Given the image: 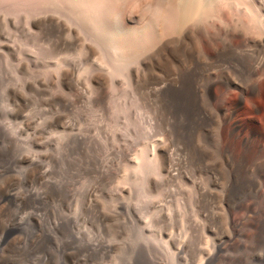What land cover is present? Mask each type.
I'll return each mask as SVG.
<instances>
[{
	"label": "rangeland",
	"instance_id": "1",
	"mask_svg": "<svg viewBox=\"0 0 264 264\" xmlns=\"http://www.w3.org/2000/svg\"><path fill=\"white\" fill-rule=\"evenodd\" d=\"M29 1L40 0H0V191L11 182L19 192L0 225L14 218L10 237L23 244L12 264H264V166L237 164V101L222 134L232 146L219 148L188 76L151 90L160 73L186 74L183 63L162 71L132 52L117 63L66 5L26 13ZM156 148L168 157L161 172Z\"/></svg>",
	"mask_w": 264,
	"mask_h": 264
},
{
	"label": "bare ground",
	"instance_id": "2",
	"mask_svg": "<svg viewBox=\"0 0 264 264\" xmlns=\"http://www.w3.org/2000/svg\"><path fill=\"white\" fill-rule=\"evenodd\" d=\"M51 1L53 0H47L46 2L40 0L34 4L29 1V4L32 5V7H27L26 5L30 6L27 2V4L25 3L21 6V10L23 6H26V8L24 7L25 9H32L33 6L36 5L35 9L37 11L40 10L41 5L51 4ZM59 2L66 5L63 7H68L77 17L76 19L85 24L94 33L95 37L103 42L104 46L110 51L116 62L118 61L121 63L122 61H125L128 58L126 57V54L132 52L143 56L142 59L146 65L152 68L156 67L162 71L171 68L176 64L183 63L188 70L186 74L176 70L166 71L163 75L160 73L159 76H156L157 78L154 79L155 81L153 82V85L155 84L157 87L152 86L151 90H157L161 87L163 88V85H178V83L186 82L185 79L186 76H188V83L193 95L195 97L199 96L202 102V109L200 112L201 117L204 119L209 132L214 136L215 145L219 148L227 149L232 146L229 141L222 139V134L233 128L230 126L231 124H229V120L234 110L229 108L227 103L235 99L237 101V164L239 166L242 165L249 167L264 166V0H58L57 3ZM38 3H41V5ZM37 5H39V9H37ZM17 6L18 10H20V6ZM58 7L57 9L60 8ZM29 9L26 13L28 11L29 13L35 12L34 9L33 12ZM44 16V18H46V15ZM50 16L51 18H48V21L46 22H49L52 26H57L59 30L65 32L64 35L73 34L76 37L77 35L78 37L80 36L78 32L75 31V27L73 29L72 26L66 24L65 20L63 22L62 19L61 22L58 16V18H52V15ZM35 18H38V15L37 17L35 16ZM73 19H75V17H73ZM44 32L46 33V31ZM79 33L81 34L82 32ZM58 34L59 33H57V35ZM38 36L40 35L38 34ZM83 37L81 35L82 39ZM81 38L80 41L82 42L83 40H81ZM79 43L78 45H82ZM89 45H87L86 48L91 50L92 48ZM70 51L73 50L71 49ZM96 52L97 54L100 53H98V51ZM181 56L185 58H183L184 61L182 62L180 61ZM67 61L69 62V60ZM139 66H137L138 72L141 70ZM91 70L93 69L91 68ZM60 71L62 72V69H60ZM60 71L58 70V72ZM135 71L137 72L136 69ZM68 72H70V70ZM74 72L75 71L71 72V74ZM96 73L97 74L91 77V79L93 78L96 82H102L104 80V73H102V75L99 74L101 72ZM139 74L137 73V76ZM105 76L109 77L108 74ZM151 76H153V74ZM138 77L140 78V76ZM135 79L137 80V77ZM108 80L110 81V77ZM138 81L137 84L139 83ZM135 85L136 84H134V86ZM148 89L150 90V88ZM153 92L155 93V91ZM253 111H257L258 114L255 115ZM159 151L160 150L156 148L154 155L150 160L154 169L161 172L165 170V164L168 157L165 156V149L164 153L162 152V155H160L161 153ZM18 193L19 192L15 190L11 182L7 183L0 191V210L3 203L11 199H16ZM243 210L244 209H242V211ZM239 221L240 218L232 219L233 227H236ZM18 225L19 223L15 221L14 218H8L5 221V224L0 225V264L20 262L18 257L21 256V254L18 252L23 248V244L10 237L11 232L14 231ZM46 234L47 233H45V235ZM46 259L47 258L44 260ZM206 263L207 261L201 264Z\"/></svg>",
	"mask_w": 264,
	"mask_h": 264
}]
</instances>
